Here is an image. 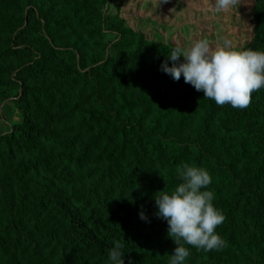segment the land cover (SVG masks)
<instances>
[{
    "label": "trees",
    "instance_id": "1",
    "mask_svg": "<svg viewBox=\"0 0 264 264\" xmlns=\"http://www.w3.org/2000/svg\"><path fill=\"white\" fill-rule=\"evenodd\" d=\"M260 1L258 39L254 50L264 51V0ZM0 3L13 10L20 8L17 0H0ZM71 7L70 14L79 26L90 25L99 19L83 6ZM17 24V20L0 17L1 30L7 31ZM50 52L68 63L75 60V53L70 50L50 47ZM37 55L27 47L0 53V58L34 59L33 62L25 61L19 70L41 81L34 85L24 81L14 85L21 88V98L26 101L27 107L23 121L13 125L0 145V157L25 158L23 173L41 179L44 190L24 187L25 197L39 200L41 208L47 205L59 220L51 225L37 210L27 211L25 222L32 230L47 239L66 244L77 242L101 255L102 259L107 258L108 250L119 243L125 253L124 264H168L176 245L167 236L166 221L157 218L156 209L151 211V207L155 205V193L170 191L180 181L176 176L156 180L155 172L150 169L153 165L177 168L187 163L203 167L212 177L208 190L213 192V203L225 217L216 229L225 246L219 251L205 252L185 245L190 247V256L185 264H264V162L257 163L255 160L257 152H264V148L254 136L234 127L236 123L250 118L252 109H223L219 128L209 132L208 122L220 112V106L213 101L204 108L205 119L197 131V141L182 146L179 137H167L157 127L145 129L143 116L132 122L129 113L134 104L125 97L120 98L117 104L115 97L104 98L108 78L95 76L88 80L77 70L71 81L78 83L84 95L73 94L70 79H66L70 71L65 66L42 61ZM98 68L103 74L121 80L119 84H124L125 75L121 74L122 70L114 59ZM131 74L136 83L149 90L167 89L179 84L154 72ZM11 75L0 69L3 82L10 80ZM109 91L108 96L115 90ZM154 100L172 105L186 102L187 97L167 100L154 96ZM183 109V106L179 109L182 115L176 135L183 134L187 126ZM72 118V125L64 121L66 127H60L62 120ZM35 151L38 154L32 156ZM89 163L93 166L90 167ZM76 172L87 179H95L88 189L82 188L84 184H81V189H75ZM102 181H115L128 190L142 191L148 187V193L141 198L145 200L144 205L135 204L125 210L118 201L115 210L111 211L107 190L102 191L104 196L98 193ZM90 204H94V209L86 214ZM95 208L99 211H94ZM141 211L147 221L139 218ZM142 232L149 234L142 238ZM4 234V238L9 236L7 231ZM162 236H166L165 240L169 239L172 245L162 251L153 250L157 237ZM132 243L134 245L131 246ZM6 244L5 239H0L1 264H10Z\"/></svg>",
    "mask_w": 264,
    "mask_h": 264
},
{
    "label": "rangeland",
    "instance_id": "2",
    "mask_svg": "<svg viewBox=\"0 0 264 264\" xmlns=\"http://www.w3.org/2000/svg\"><path fill=\"white\" fill-rule=\"evenodd\" d=\"M20 8L13 10L0 3V17L17 20L16 27L4 31L0 28V53L12 51L15 48L27 47L34 50L37 57L52 65L65 66L70 72V85L73 94H83L78 83L71 81L77 70L81 71L90 80L92 77L108 78L104 98L115 97V103L125 97L134 105L132 122L143 116L145 129L153 130L157 127L165 132L167 137H179L180 144L190 145L197 141V131L205 119L204 108L213 102L203 98V92L196 91L193 86L184 82L183 76L179 84L170 88H143L132 78L131 73L154 72L172 79L160 70V65L166 60L174 46H190L197 39L207 38L215 47L223 38L231 41L232 46L239 50L254 49L258 39L257 23L259 20L260 0H239L236 7L227 12L215 13L212 11L214 0H17ZM83 6L90 14L99 17L94 23L79 26L72 18V7ZM50 47L62 48L75 53V60L66 62L61 57L50 52ZM14 59V57L0 58V69L9 72L10 80L2 81L0 77V145L4 137L12 131L15 124L23 121L26 110V101L21 98V88L14 86L23 81L28 85L40 83L33 75L19 70L20 65L32 58ZM114 59L124 73V84L103 74L98 68L102 63ZM182 59V58H181ZM169 66L172 62L168 61ZM120 74V75H121ZM173 80V79H172ZM52 82H54L51 79ZM47 80V83H51ZM46 83V82H45ZM46 83V84H47ZM104 86V83H102ZM119 86V87H118ZM123 86V87H122ZM109 90H115L110 96ZM154 96L167 100L186 96V102L165 104L154 100ZM155 102L154 105L150 104ZM187 117L185 132L176 135L175 130L180 119L181 107ZM231 108L223 105L214 120L208 122L209 132L219 128L221 111ZM245 110H253L250 118L234 125L261 141L264 148V88L252 93L251 101ZM250 114V115H251ZM66 121V123L64 122ZM72 125L74 118L64 119L59 124ZM66 127V126H65ZM39 152V151H38ZM36 151L32 156H36ZM25 158L7 155L0 157V239L7 241L8 261L10 264H108L107 258L96 252L87 250L73 242L66 244L63 241L47 239L40 232L34 231L25 222L27 211L37 210L41 217L51 225L59 222L49 207L41 208L39 200H33L24 195V187L43 191L44 186L39 177L30 173H23ZM257 163L264 162V152L259 150L255 157ZM90 167L93 164L89 163ZM176 167L156 165L150 169L155 172V179H166L176 176ZM242 176V175H240ZM239 176V177H240ZM76 190L88 189V185L95 179H87L78 172L75 173ZM241 179V178H240ZM108 192V203L111 211L115 210L118 201L129 210L135 204L142 207L147 189H125L113 181H102L99 195L102 191ZM104 199V198H103ZM140 199V200H139ZM94 209L90 204L85 213ZM99 209V208H98ZM155 205L151 211L155 210ZM94 211H99L95 208ZM5 231L9 236L4 238ZM148 232V231H147ZM142 232L144 235L149 233ZM135 233V232H134ZM147 233V234H146ZM151 234V233H150ZM166 236L157 237L154 249L163 250L172 242ZM134 243L131 244V246ZM1 264V263H0Z\"/></svg>",
    "mask_w": 264,
    "mask_h": 264
},
{
    "label": "clouds",
    "instance_id": "3",
    "mask_svg": "<svg viewBox=\"0 0 264 264\" xmlns=\"http://www.w3.org/2000/svg\"><path fill=\"white\" fill-rule=\"evenodd\" d=\"M238 4L239 0H214L212 11L227 12ZM165 57L161 71L174 81L183 76L185 83L218 106L246 108L252 93L264 88V51L236 49L227 38L215 47L207 38L197 39L190 46H174ZM175 174L180 183L170 191L155 193L153 199L155 215L166 221L167 236L176 245L168 264H185L190 247L208 252L225 246L216 231L225 217L213 203L214 194L208 190L212 177L206 169L182 163ZM139 218L147 221L142 211ZM122 249L117 243L108 250V264H124Z\"/></svg>",
    "mask_w": 264,
    "mask_h": 264
}]
</instances>
